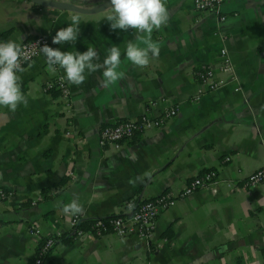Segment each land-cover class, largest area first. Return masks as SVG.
Returning <instances> with one entry per match:
<instances>
[{
  "label": "crops",
  "instance_id": "crops-1",
  "mask_svg": "<svg viewBox=\"0 0 264 264\" xmlns=\"http://www.w3.org/2000/svg\"><path fill=\"white\" fill-rule=\"evenodd\" d=\"M95 7L105 0H59ZM170 18L152 33L159 56L147 68L126 59L134 30H113L102 11L83 14L77 41L53 44L74 11L29 0H0V42L19 44L42 34L62 51L121 50L124 77L105 86L103 69L71 85L69 102L47 83L39 54L23 67L28 98L12 113L0 107V264H30L39 241L55 238L44 264H264V181L245 179L264 166V0H225L219 13L196 11L192 0H166ZM141 47L144 45L141 44ZM225 48L232 76L218 70ZM216 68L217 88L204 91L194 71ZM235 88H238L237 90ZM177 112L145 127L119 148L98 142L99 129L141 114ZM216 171L210 187L180 194L202 171ZM137 177H141L137 180ZM130 181H135L131 183ZM176 196L155 219L149 240L134 234L71 235L63 204L83 205L78 223L124 211L128 197ZM39 231L35 232L33 229Z\"/></svg>",
  "mask_w": 264,
  "mask_h": 264
},
{
  "label": "clouds",
  "instance_id": "clouds-1",
  "mask_svg": "<svg viewBox=\"0 0 264 264\" xmlns=\"http://www.w3.org/2000/svg\"><path fill=\"white\" fill-rule=\"evenodd\" d=\"M75 9L81 8L73 5ZM91 10V9H88ZM82 11L74 10L70 16L71 23L57 31L53 37V44L63 45L75 43L80 34ZM170 18L166 0H110V6L102 11V19L108 21L113 30L124 32L134 30L137 33L136 42L128 41L125 49L126 59L138 68H147L152 59L159 56L160 48L152 40L154 30L166 25ZM144 46L141 47L140 45ZM40 52L46 57L49 70L56 72L57 66L64 70L65 79L71 85H82L86 74L95 73L103 69L102 82L105 86L115 84L124 77L120 71L122 64L121 50L110 47L108 55L102 63L97 49L89 46L84 52L62 51L48 45L40 47ZM32 53L21 44L13 41L0 42V107L7 108L14 113L20 105L25 107L28 98L22 91L21 73L25 71L23 64L31 60ZM140 180L141 177H137ZM134 183L135 181H130ZM62 212L66 216L82 215L84 212L75 198L63 204Z\"/></svg>",
  "mask_w": 264,
  "mask_h": 264
},
{
  "label": "built area",
  "instance_id": "built-area-1",
  "mask_svg": "<svg viewBox=\"0 0 264 264\" xmlns=\"http://www.w3.org/2000/svg\"><path fill=\"white\" fill-rule=\"evenodd\" d=\"M224 1L225 0H192L194 10L211 11L214 13L220 12V7ZM21 45L28 48L32 53L31 60L25 62L23 64L24 66L35 59L36 56L42 54L40 52V47L44 45L50 46V41L47 36L39 34L34 37H26ZM219 54L221 63L218 66V70L230 75V79H234V76H232V64L226 49L221 48ZM194 74L204 91L215 89L223 83L215 80L216 68L209 64H201L196 68ZM46 87L48 89L53 88L57 90L61 99L64 100V102H69L70 88L67 80L60 73H55V76L47 83ZM235 89L237 90L238 88ZM176 112V108H171L160 116L152 117L145 113L133 119H121L105 124L99 129L98 142L102 146L109 145L119 148L123 142L134 139L136 134L142 132L145 127L161 126L174 116ZM216 177V171L213 170L197 173L188 180L180 194L188 193L198 187H210L214 190L213 184L216 181ZM263 181L264 166L253 171L245 179V184L253 186ZM8 195H10L9 191L0 188V197H6ZM175 199L176 196L170 193H160L154 197L145 199L128 197L124 201V211L116 212L102 218H96L89 222L86 228L78 224V215L72 216L70 233L74 237H81L85 232H88V234H95L96 236H100L106 232H115L119 235L134 234L140 239L149 240L152 236L156 217L161 210L169 207ZM33 230L35 232L39 231L37 228ZM54 241V236H44L39 241L30 264H43V256L50 251Z\"/></svg>",
  "mask_w": 264,
  "mask_h": 264
},
{
  "label": "water",
  "instance_id": "water-1",
  "mask_svg": "<svg viewBox=\"0 0 264 264\" xmlns=\"http://www.w3.org/2000/svg\"><path fill=\"white\" fill-rule=\"evenodd\" d=\"M29 1H31L34 4L40 5V6H55L61 9L69 10V11L79 10V11H82L83 14L96 13L110 6V0H105L95 7H82V6L76 5V7L81 8L83 10L75 9L73 6L75 4L73 3L59 1V0H29ZM88 9H91V10H88Z\"/></svg>",
  "mask_w": 264,
  "mask_h": 264
},
{
  "label": "trees",
  "instance_id": "trees-1",
  "mask_svg": "<svg viewBox=\"0 0 264 264\" xmlns=\"http://www.w3.org/2000/svg\"><path fill=\"white\" fill-rule=\"evenodd\" d=\"M49 90H50V91H53L56 95H57V93H58L57 90H55V89H53V88H49ZM78 224L81 225L80 223H78ZM47 254H48V253L44 254V256H43V257H44V260H45V257H46ZM44 260H43V264H44Z\"/></svg>",
  "mask_w": 264,
  "mask_h": 264
}]
</instances>
